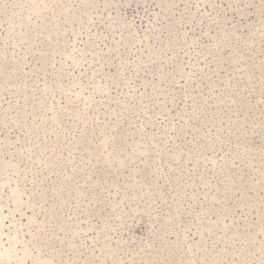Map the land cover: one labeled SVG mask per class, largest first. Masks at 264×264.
Returning <instances> with one entry per match:
<instances>
[{
    "label": "rangeland",
    "instance_id": "374dc122",
    "mask_svg": "<svg viewBox=\"0 0 264 264\" xmlns=\"http://www.w3.org/2000/svg\"><path fill=\"white\" fill-rule=\"evenodd\" d=\"M0 264H264V0H0Z\"/></svg>",
    "mask_w": 264,
    "mask_h": 264
}]
</instances>
